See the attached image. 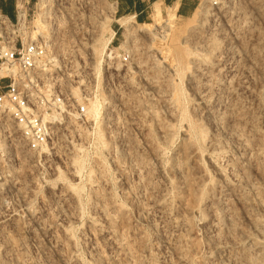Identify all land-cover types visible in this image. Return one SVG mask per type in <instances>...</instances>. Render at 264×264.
Returning <instances> with one entry per match:
<instances>
[{"label":"rangeland","instance_id":"374dc122","mask_svg":"<svg viewBox=\"0 0 264 264\" xmlns=\"http://www.w3.org/2000/svg\"><path fill=\"white\" fill-rule=\"evenodd\" d=\"M23 1L65 111L39 151L0 118V264H264V0L138 37L117 0Z\"/></svg>","mask_w":264,"mask_h":264},{"label":"built area","instance_id":"2783aa9c","mask_svg":"<svg viewBox=\"0 0 264 264\" xmlns=\"http://www.w3.org/2000/svg\"><path fill=\"white\" fill-rule=\"evenodd\" d=\"M18 1L26 11L27 2ZM213 3L217 4V0ZM20 9L17 3L15 20L0 11V69L5 71L0 76V118L12 125L27 149L39 151L52 138L53 121L57 119L55 115L62 114L58 110L62 111L64 96L53 86H41L42 82L37 79L39 69L50 60L47 45L38 39L22 37L21 28L25 23L22 25ZM123 59L127 61L128 55L124 54ZM85 112V106L76 109L78 115Z\"/></svg>","mask_w":264,"mask_h":264},{"label":"bare ground","instance_id":"6f19581e","mask_svg":"<svg viewBox=\"0 0 264 264\" xmlns=\"http://www.w3.org/2000/svg\"><path fill=\"white\" fill-rule=\"evenodd\" d=\"M45 2L46 1H42L40 5L42 7H44L45 6ZM25 12H23L21 16H25ZM176 12H177V6L174 7L173 12L168 13L167 18L165 19L163 11H162V3L161 2H156L154 4V9H153V15L155 17V21L154 22L141 23L140 27H136V26H134V23H135V21L133 20L134 16H126L124 19L121 20V26H123L125 28L127 35L138 37L142 33L153 32L156 29V27L158 25H160V23H162L164 21L165 22L166 21L170 22V20L173 21V19L177 15ZM197 14H198V11L195 12V15H197ZM19 15H20V12H19ZM21 16H20V18H21V20H23L22 25H24V23H25L24 20L26 19V16L25 17H21ZM44 25H45V23H42L38 27V29L33 32V38L32 39H39L40 40L43 37V35H44V33H43ZM115 35H116V31L113 30L111 35H110V37L107 38L104 41V43H103L102 52H105V54H108L109 56L111 55V53L108 52L110 50L109 45L112 42V40L115 37ZM104 61H105V58L101 55V57L99 59V65L103 64ZM12 71L14 73H17V69H13ZM4 74H5V71L0 69V76L4 75ZM100 106L101 105H100L99 101L95 99V101L91 102V106H90V109L88 111V114L91 117H93L96 121L99 118V114H100V110H101ZM61 109H62V111H65V110H63V109H65V107L63 105H61ZM58 113H60V112H58ZM61 116L62 115H55V118L59 119ZM5 143H6L5 141H1L0 142V153L5 150V148H6Z\"/></svg>","mask_w":264,"mask_h":264},{"label":"crops","instance_id":"0c3cea01","mask_svg":"<svg viewBox=\"0 0 264 264\" xmlns=\"http://www.w3.org/2000/svg\"><path fill=\"white\" fill-rule=\"evenodd\" d=\"M156 2H161L162 7L177 6V14L188 16L195 9L197 0H117L116 7L118 15L134 16L138 23L148 21ZM0 11L11 19H16L17 0H0Z\"/></svg>","mask_w":264,"mask_h":264}]
</instances>
